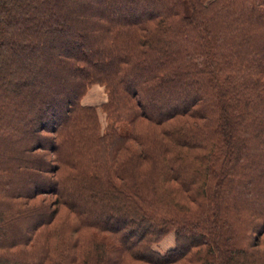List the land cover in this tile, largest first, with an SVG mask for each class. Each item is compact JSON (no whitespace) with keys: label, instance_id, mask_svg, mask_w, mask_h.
<instances>
[{"label":"trees","instance_id":"obj_1","mask_svg":"<svg viewBox=\"0 0 264 264\" xmlns=\"http://www.w3.org/2000/svg\"><path fill=\"white\" fill-rule=\"evenodd\" d=\"M97 83L104 132L82 103ZM260 146L264 0H0V251L51 227L38 256L0 264H68L74 247L75 264H177L214 235L221 264H264ZM178 183L202 188L198 210L182 214ZM43 194L56 202L24 208ZM62 207L86 243L61 234Z\"/></svg>","mask_w":264,"mask_h":264},{"label":"rangeland","instance_id":"obj_2","mask_svg":"<svg viewBox=\"0 0 264 264\" xmlns=\"http://www.w3.org/2000/svg\"><path fill=\"white\" fill-rule=\"evenodd\" d=\"M110 99V95L109 92L106 88L105 85L101 84V83H97L92 85L88 91L86 92V94L84 95L83 99H82V103L88 106H91L93 108H95V110H97L98 112V117H99V126H100V130L102 132H104L105 128L107 127L108 124V117H107V112L105 109L106 104L109 102ZM262 149H264V146H260ZM39 153L44 154L43 149H39L38 150ZM45 155V154H44ZM246 172L243 170L242 174ZM235 174V172H233ZM237 173V172H236ZM242 174H237L238 177H240ZM208 178L213 179L215 181H217V177L215 176H208ZM202 182L203 179L202 178ZM177 184V183H174ZM178 185H182V188H177V190L179 191V196L178 198L175 200L176 202H179L180 204H182L187 210H185L184 208L179 207L182 210V214L184 213H189L192 210H198L199 209V205L197 204V202H189L188 198L189 195L192 196L193 198H195L198 201H204L205 200V194L204 191L202 190V188L200 187H196L194 189V191H189L188 188L181 184L178 183ZM142 193L146 194L147 192L141 190ZM172 197V196H171ZM187 198V199H186ZM247 198V197H246ZM253 198V196L251 197V199ZM25 202V209H29L32 208V205L35 202H46L48 204L52 205V202H56V196L54 195H48V194H43V195H38L35 199H28V198H23L22 199ZM255 200H257L255 198ZM175 203H171V202H166L165 208H169V206L171 207L173 204ZM237 203V201H236ZM247 205H242L241 207H243L240 211L246 214V217H250V220H253L255 217L258 216V213H256L255 211L253 212L255 214V216H252L251 214V210L252 209H248L246 210L245 207H248L249 203H246ZM255 205V204H254ZM159 207H161V204H158ZM164 208V209H165ZM189 210V211H188ZM246 210V211H245ZM245 211V212H244ZM71 212H69L66 208L62 207L60 209V213H59V220L58 222H63V228L61 229V234L65 235V239L68 236H73V237H77L78 239H76L74 242L77 243H86L87 239L89 238V234H83V227L79 224V223H73V220L77 221L76 217H72ZM239 212L233 211V214H236ZM58 219V218H57ZM66 219H69L66 220ZM256 223L259 224V228L261 226H263L264 224L262 223V220L259 218L256 221H254ZM59 223V224H61ZM66 223V224H65ZM31 220L27 221L25 223V232L26 234L29 233V227H32L31 225ZM79 224V225H78ZM65 225V226H64ZM19 227V226H18ZM66 227V229H65ZM41 229L38 230L37 232L34 233L33 235V239L32 241L27 244L26 240H22L17 246H15L14 248H9L8 250H1L0 253L1 255H4L3 257H9L11 258H19V259H23L25 254L28 257L31 254H35V256H38V247L37 246H42L45 244V239H42V236L45 235L47 233V230H49V228H51L49 225H43L40 227ZM82 228V229H81ZM18 229V228H17ZM242 233L244 232V228H240ZM248 240L249 242H251L249 245H246L245 247L248 248V250L246 252H248L249 250H251V244L256 243L257 244V238L255 237V233L253 232H249L248 233ZM72 237V238H73ZM212 238H214V244L210 241L204 245H199V246H194L192 248V250L186 255L185 258H183L180 262H178L177 264H207V262H220L219 264H221L223 261L221 260L222 255L220 254V252L217 249V243H218V238L214 235L212 236ZM261 239L260 244H258V246H256L253 249H261L262 253L264 251V235H262V237H259ZM37 239H40L37 245ZM217 242V243H216ZM66 243V242H65ZM71 245L73 244V242H69ZM68 244V243H67ZM176 245V232L175 230L170 231L169 233H167L160 241H158L157 243L154 244V248L156 251H158L160 254H164L166 253L169 249L175 247ZM83 250L84 251H88L90 252V246L86 247V245L83 246ZM38 248V249H37ZM72 251H74L76 253V248H72L70 249L69 252V263L68 264H75L74 262H70L72 261V258L74 256V254H72ZM12 252V253H11ZM93 252L90 255H86V257L89 259L88 262H92V255ZM82 260H83V255H82ZM7 261V260H6ZM86 261V260H85ZM132 262L133 264H146L144 262H136L135 258L132 257ZM50 264H53L52 262H50ZM83 264V263H80ZM88 264V263H86Z\"/></svg>","mask_w":264,"mask_h":264}]
</instances>
